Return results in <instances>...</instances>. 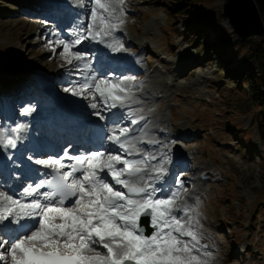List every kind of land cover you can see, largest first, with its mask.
<instances>
[{"label": "rangeland", "instance_id": "obj_1", "mask_svg": "<svg viewBox=\"0 0 264 264\" xmlns=\"http://www.w3.org/2000/svg\"><path fill=\"white\" fill-rule=\"evenodd\" d=\"M39 1L55 2L0 0V92L9 96L0 101L12 107L10 116L0 119V129L16 127L25 106L49 104L38 100L35 85L53 94L46 101L68 102L82 115L96 111L90 100L63 88L82 84L86 77L88 82L95 76L113 81L135 77L140 103L132 110L151 116L143 133L157 136L160 124L167 130L157 137L164 144L151 152L168 154L170 189L178 176L184 178V195L200 221L202 252L211 254L203 258L208 264H264V144L254 121L261 106L253 105L248 79L238 81L231 74L250 68L254 41L237 37L222 13L226 0H179L181 10L173 0H126L125 24L116 36L126 49L120 53L137 62L139 71L120 77L103 76L100 66L96 75L95 68H69L59 56L62 47L55 42L71 41L87 27L89 3L78 7L75 0H65L71 8L60 14L73 17L66 35L69 26L44 15ZM82 43L75 50L92 65L94 52L88 51V41ZM260 91L264 94V87ZM109 126L111 134L114 124ZM174 158L183 162L177 172ZM204 169L215 177L220 173L221 181L201 182L197 174Z\"/></svg>", "mask_w": 264, "mask_h": 264}, {"label": "snow or ice", "instance_id": "obj_2", "mask_svg": "<svg viewBox=\"0 0 264 264\" xmlns=\"http://www.w3.org/2000/svg\"><path fill=\"white\" fill-rule=\"evenodd\" d=\"M86 2L91 5L87 27L71 41L55 42L62 47L59 56L64 64L80 71L91 69L86 54L75 50L84 41L103 44L113 52L126 51L116 36L125 24L126 0H75L78 7H85ZM140 87L135 77L115 81L92 77L91 82L86 77L82 84L63 88L73 97L89 99L100 120L105 119L104 111L129 109L119 119L129 120L131 126L114 124L107 136L120 154L69 155L65 151L60 158L35 159L36 165L51 171L24 188L23 196L31 198L30 202L0 188V249L6 254H0V262L208 264L203 257L211 254L202 252L205 246L196 227L200 221L184 195L188 191L185 181L178 176L166 196H156V185L164 184L168 175L170 158L165 152L157 155L138 147L140 143L159 144L135 135L147 127H136L146 121L138 115L143 109L131 108L140 103L136 95ZM33 111L35 106H28L21 109V115ZM26 128L21 123L0 129V148L16 149L25 139ZM148 226L152 231L146 235Z\"/></svg>", "mask_w": 264, "mask_h": 264}, {"label": "trees", "instance_id": "obj_3", "mask_svg": "<svg viewBox=\"0 0 264 264\" xmlns=\"http://www.w3.org/2000/svg\"><path fill=\"white\" fill-rule=\"evenodd\" d=\"M178 2L179 0H173L171 4H177L176 6H178ZM255 2L264 21V0H255ZM177 8L181 10L179 6ZM182 11H179V13ZM194 26V24L191 25L192 28ZM252 41H254V44L252 45V49L248 56V59L251 62L250 68H247L244 71L241 69V73H237V71L232 69L231 74L233 77L237 78L238 81L248 79V88L254 99L253 105L261 106V109L255 113L254 121L258 124L259 132L262 135L260 138L264 144V94L260 91L261 86L264 87V38L262 40L252 38L250 43H252Z\"/></svg>", "mask_w": 264, "mask_h": 264}, {"label": "water", "instance_id": "obj_4", "mask_svg": "<svg viewBox=\"0 0 264 264\" xmlns=\"http://www.w3.org/2000/svg\"><path fill=\"white\" fill-rule=\"evenodd\" d=\"M222 13L242 41L264 37V21L255 0H226Z\"/></svg>", "mask_w": 264, "mask_h": 264}, {"label": "bare ground", "instance_id": "obj_5", "mask_svg": "<svg viewBox=\"0 0 264 264\" xmlns=\"http://www.w3.org/2000/svg\"><path fill=\"white\" fill-rule=\"evenodd\" d=\"M86 6V5H85ZM62 10H63V8H62V6H60V4H58V3H56V2H54V3H52L51 5H47V6H45L41 11H42V13L44 14V15H49V16H51L52 14H54L53 16H54V18H53V21L54 22H59L60 20H65L66 18L63 16L64 14H60L61 12H62ZM65 10V9H64ZM103 76H106V74H103ZM53 97V96H52ZM51 97V98H52ZM50 98V99H51ZM57 103H60L61 104V109H60V112H61V114L62 113H64V112H62V111H65V110H67V111H75V110H73L74 108H70V107H68L69 105H68V102H66V103H64L65 101H56ZM55 102V103H56ZM37 110H35V111H33V112H36ZM46 114V113H45ZM90 114H91V112H90ZM141 114H144V113H141ZM14 121H15V119H13ZM116 120L117 119H114L112 122H113V124L116 122ZM126 120V119H125ZM19 121H21L20 120V118H19ZM53 121H55L56 123H58V124H64L66 127H69V128H72V129H75L76 127H75V125H77V122H74V123H71V120L70 119H68V118H59L58 117V115H54L53 116ZM107 121H111L110 119H108ZM103 124L105 125V122H104V120H103ZM109 125L107 124L105 127H106V129H105V131L104 130H102V132H100V135H102L104 138H105V140L106 141H108L107 140V136L109 135V134H107L108 133V129H107V127H108ZM164 130H165V128H163ZM84 135H85V128H84V130L83 131H81L80 132V134H79V139H83V140H85L84 139ZM155 139H157V138H155ZM40 146H41V144H40ZM147 150V149H146ZM119 151H121L119 148H118V146L115 148V149H107V151L105 150V152L106 153H112V154H116L117 152H119ZM45 154H46V157H52L51 155H52V153H51V150L48 148V149H46V151H45ZM155 154H157L156 152H155ZM253 160V159H252ZM251 160V161H252ZM177 166H181V167H183V165L182 164H180L179 163V165H177ZM217 176H219V174L217 175ZM181 179H184V178H181ZM10 195H12L13 197H15V195H13V194H11L9 191H8V189L6 190ZM160 195L158 194L157 195V197H159ZM220 226V225H219ZM3 251V250H2Z\"/></svg>", "mask_w": 264, "mask_h": 264}]
</instances>
